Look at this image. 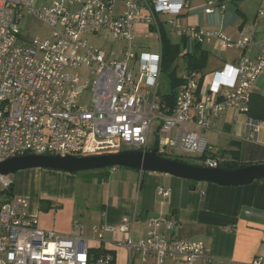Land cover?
Masks as SVG:
<instances>
[{
    "label": "built area",
    "instance_id": "built-area-1",
    "mask_svg": "<svg viewBox=\"0 0 264 264\" xmlns=\"http://www.w3.org/2000/svg\"><path fill=\"white\" fill-rule=\"evenodd\" d=\"M120 2L124 7L118 11ZM190 7L191 0H0V164L29 155L91 157L156 149L163 158L191 155L205 168H222L229 160L211 150L204 133L230 108L248 113L264 77V45L256 57L242 56L219 71H183L170 107L159 88L162 27L184 39L189 50L215 43L219 58L252 44L247 37L233 40L183 26ZM215 10V2L208 1L205 13ZM28 17L47 25L51 36L25 40L21 24ZM142 26L159 40L160 55L141 51L136 30ZM102 31L123 42V61L112 60L87 39ZM86 92L90 98L83 104ZM155 122L156 144L150 148ZM261 129L250 119L247 139L257 142ZM13 186L10 176L0 175V264H92L83 226H76V235L40 229L29 201L15 196ZM158 195L168 198L170 191L160 188ZM134 223L135 216L124 217L117 227L103 224L93 231L99 242L119 231L124 238L114 246L127 250L128 264H137V258L140 264L214 259L203 243L177 238L179 224L167 216L148 220L149 232L138 243L132 240ZM113 262V253L106 252L95 264ZM253 264H264V258Z\"/></svg>",
    "mask_w": 264,
    "mask_h": 264
},
{
    "label": "crops",
    "instance_id": "crops-1",
    "mask_svg": "<svg viewBox=\"0 0 264 264\" xmlns=\"http://www.w3.org/2000/svg\"><path fill=\"white\" fill-rule=\"evenodd\" d=\"M208 1L210 0H191V7L184 12L182 24L185 20H201L200 16L204 14L214 18L208 27L201 28L199 25L198 28L221 32L233 40L247 37L252 40V44L246 50L231 53L228 58L227 51L219 58L215 43L204 46L209 52L208 63L212 60L211 55L216 61L224 60L219 65L214 63L211 69L207 65L203 71L204 75L222 70L242 56L254 58L264 45V0H259L262 7L258 10L259 16L253 20H249L243 11L240 12L237 5L231 6V0H213L216 10L214 14L207 15L205 8ZM221 6H225V9L222 10ZM123 7L124 3L120 2L117 5L118 11ZM35 21L39 22L28 17L22 22L25 40L39 38L30 39L28 36L31 33L29 26ZM136 32L139 40L144 33L138 32V29ZM144 35L148 33L145 32ZM178 39L180 41V38ZM250 119L262 124L257 142H252L246 137ZM204 137L208 140L211 150L223 154L229 162L245 166L264 165V77L256 84L248 113L228 109L222 118L215 122L213 129L204 133ZM43 169L20 171L21 176L13 181V194L29 201V213L37 220L38 227L42 230L76 235V226H83L84 237L89 240L90 250L113 253V264H128L127 250L114 246L115 242L124 238L123 235L119 231L107 233L105 241L99 242L93 227L103 224L117 227L122 218L132 216H135L132 228L134 243L147 236L148 220L167 216L179 224L175 232L177 238L203 243L211 251L214 258L211 264H253L256 258H264V179L245 186L225 187L162 173L118 167L116 170L109 169L93 174L96 177L102 176L103 179L95 181L94 185L99 188H88L86 196L84 195L88 198H83L86 200V205L83 206L78 200L77 176L61 183L55 178L44 179V175H49V172H44ZM25 171L26 178L23 176ZM104 176L107 177L105 180ZM160 188L169 190L170 197L159 196ZM91 201L101 203L95 206L97 209L94 208L95 211L100 209L99 214L94 213L93 220L90 217V214H93L91 209L86 210ZM84 210L88 212L85 213ZM87 218L89 220L85 222ZM136 263L140 264L139 258Z\"/></svg>",
    "mask_w": 264,
    "mask_h": 264
},
{
    "label": "water",
    "instance_id": "water-1",
    "mask_svg": "<svg viewBox=\"0 0 264 264\" xmlns=\"http://www.w3.org/2000/svg\"><path fill=\"white\" fill-rule=\"evenodd\" d=\"M123 167L142 172H156L199 183H213L225 187L245 186L264 179V165L228 170L205 168L163 158L157 150L149 152L127 150L118 154L76 157L35 156L16 157L0 164V175L11 176L19 171L44 168L67 173Z\"/></svg>",
    "mask_w": 264,
    "mask_h": 264
},
{
    "label": "rangeland",
    "instance_id": "rangeland-1",
    "mask_svg": "<svg viewBox=\"0 0 264 264\" xmlns=\"http://www.w3.org/2000/svg\"><path fill=\"white\" fill-rule=\"evenodd\" d=\"M231 6L237 5L238 8L240 9L239 11H243L245 13V16L249 19V20H253L255 19V17L258 15V10L262 7L261 3L259 0H236V1H232L231 0ZM235 7V6H234ZM246 9V10H245ZM240 17L242 15H239ZM259 16V15H258ZM201 20L200 18L197 20L191 19V21H187L185 20L183 22L184 26H190V27H197L199 25H201V28H206L208 27L210 21L214 18V17H208L204 14H201ZM261 18V17H260ZM200 23V24H199ZM31 33L28 35L30 39L35 38V37H39L41 39H48L51 36V29L43 24V23H39L37 21H35L32 26H29ZM138 32H143L145 34V32L148 33L147 36H145L144 34H142V36L140 37V39L138 40L139 45L142 47L141 51L147 52L149 54H154V55H160L161 54V45L159 40L156 38L155 34L149 32L147 30L146 27L142 26V27H138ZM24 26L22 28L21 26V35L24 38ZM170 39L173 43H178L179 39L177 36L171 34L169 35ZM87 39L93 43L95 46L99 47L101 50H103L107 55H111V59L115 60V61H123V55H122V47H123V42L119 39L114 38L113 36L109 35L108 33L102 31L98 36L96 37H87ZM211 51V50H210ZM232 51V52H231ZM238 50L234 49V50H228L227 54H226V58H228V56H230L231 53L236 52ZM113 54V55H112ZM212 60L208 63L209 69H211L214 66V63L216 65H219L221 62L223 61H216V59H214L215 57L213 55H211ZM179 63V75L184 71L183 67L181 66V61L178 62ZM159 88H160V95H166L168 93L171 92V82L170 79L168 77V75L166 73H162L161 77H160V81H159ZM90 95L89 92H86V94L81 98L80 102L83 104H87L89 101ZM158 122H155L153 124L152 130H151V136H150V140H149V147L153 148L156 144V137H155V133L157 131L158 128ZM125 151V150H124ZM175 159V158H173ZM183 160H185L187 163L190 164H201V160L196 157V156H185V158H183ZM121 169H125L123 167H119ZM110 168H106V169H101V170H94V171H83V172H77V173H63L60 171H52V170H44V172H49V175H44V179L47 180H51L53 178L60 180L61 183L63 182H67L72 180L73 178L77 179L78 182V200H79V204L85 206V201L83 198H88L85 197L86 193L88 192V188H94L97 189L99 188V186L94 185L95 181L98 180H102V176H94L93 174L101 173L104 172L106 170H109ZM20 171L17 172L16 174H13L10 176V178L14 181L16 180V178H18L20 175ZM25 175L26 178V171L25 173H23ZM32 177V179L34 180L35 177L32 175H29ZM75 176V177H74ZM107 177L104 176V180ZM85 195V196H84ZM101 203H95L94 201H91L88 204V207H86V210L91 209V212H93V214H90V217H92L93 220V215L95 212H97V214H99V209L95 211V206H99ZM95 208V209H94ZM84 212H88L85 211ZM96 214V215H97ZM89 217V219H91ZM87 218V220L85 222H87L89 220Z\"/></svg>",
    "mask_w": 264,
    "mask_h": 264
},
{
    "label": "trees",
    "instance_id": "trees-1",
    "mask_svg": "<svg viewBox=\"0 0 264 264\" xmlns=\"http://www.w3.org/2000/svg\"><path fill=\"white\" fill-rule=\"evenodd\" d=\"M223 1V0H219ZM236 1V0H232ZM162 37V73H166L171 82V92L162 95L164 102L173 107L175 101V90L182 84V80L179 77V61H181V66L184 71L188 72H198L202 73L206 69L209 60V52L201 44L193 45V48L189 50L184 39H180L178 43H173L166 29L162 27L161 32ZM222 156H224L222 154ZM173 160L185 162L181 158H175ZM190 164V163H189ZM195 166L204 167L201 164H193ZM246 167L245 165H240L237 162H227L222 165V168L228 170L239 169ZM12 194V190L8 193ZM90 257L92 258L91 263L95 264L96 261L101 258L105 251L102 250H90Z\"/></svg>",
    "mask_w": 264,
    "mask_h": 264
}]
</instances>
